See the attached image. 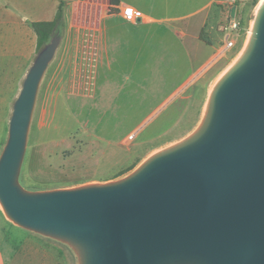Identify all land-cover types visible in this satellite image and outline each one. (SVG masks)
<instances>
[{
	"label": "water",
	"instance_id": "obj_1",
	"mask_svg": "<svg viewBox=\"0 0 264 264\" xmlns=\"http://www.w3.org/2000/svg\"><path fill=\"white\" fill-rule=\"evenodd\" d=\"M57 40L37 54L13 104L0 156L9 219L70 244L81 264H264V16L253 59L222 88L194 146L114 185L27 194L18 174Z\"/></svg>",
	"mask_w": 264,
	"mask_h": 264
},
{
	"label": "rangeland",
	"instance_id": "obj_2",
	"mask_svg": "<svg viewBox=\"0 0 264 264\" xmlns=\"http://www.w3.org/2000/svg\"><path fill=\"white\" fill-rule=\"evenodd\" d=\"M206 1L197 0V9ZM66 4L64 2V6ZM257 4V0L215 3L220 42L214 44H218L217 47L225 44V37L229 36L233 46L226 51L223 47L225 53L217 72L212 70L205 76L188 80L174 92L199 68L209 48H204L190 61L181 58L180 62L171 63L170 69H166V63L120 61L117 73L109 71L105 80L101 78L103 70L99 64L83 62L82 57L85 53H97L96 24L106 11L105 0H79L75 11L70 10L66 21L63 20L61 34L56 38L55 55L41 81L19 169V187L27 194H41L114 185L128 179L152 153L192 134L203 115L211 87L243 50ZM232 8H235L238 27L224 31ZM163 35L171 37V33ZM111 65L106 63L105 67ZM104 80L111 85L106 89L104 100L100 98L107 106H97ZM22 83L20 81L10 95L9 119ZM205 89H208L206 97ZM0 214L1 220L21 228L1 208ZM26 235L36 248L51 245L50 251L57 258H68L64 264H81L80 253L73 246L39 233L26 231ZM65 250L69 254L62 257ZM12 261V264L17 263Z\"/></svg>",
	"mask_w": 264,
	"mask_h": 264
},
{
	"label": "crops",
	"instance_id": "obj_3",
	"mask_svg": "<svg viewBox=\"0 0 264 264\" xmlns=\"http://www.w3.org/2000/svg\"><path fill=\"white\" fill-rule=\"evenodd\" d=\"M76 1H64L67 2L63 6L64 21L70 10L75 11L76 3H79V0ZM116 1L117 4L111 6L109 0H105L106 11L101 13L100 21L96 24V30L99 32L96 55L82 54L83 62L99 64V68L103 70L100 71L103 77L99 72V78H107L109 71L116 74L120 61L166 63V69H170L171 63H178L181 58L183 61H190L197 53L204 51V48L209 49L204 55L202 64L174 92L188 80L205 76L212 70L217 72V65L223 60L225 52L223 53L222 50L224 44L219 47L218 44H214L219 41L216 30L218 14L214 5L218 2L225 3L227 0H207L199 9H197V0ZM58 6V0H0V156L8 139L10 95L14 87L16 88L20 81H24L26 72L37 53V36L30 24L53 21ZM124 6L139 10L143 14V19L137 24L125 22L119 13V9ZM197 16H200L198 20ZM154 25L155 27L152 28ZM112 29L115 35L111 32ZM170 33L171 37L168 36ZM163 34L168 37H164ZM106 63H112L113 67L112 65L105 67ZM223 71L224 69L218 74ZM44 74L37 88L35 102ZM107 87H111L110 83L103 82L97 106H107L105 102L102 103ZM207 91L208 89H205V97ZM101 96L102 101H100ZM1 217L0 214V264H9V262L12 264L11 260L17 262L16 264H64V260H68V258H57V255L50 251V244L43 246L44 248H36L27 239L26 231L30 230L15 228L6 220H1ZM67 247L71 252L74 251L71 246ZM65 251L62 257H67L66 255L69 254V251Z\"/></svg>",
	"mask_w": 264,
	"mask_h": 264
},
{
	"label": "bare ground",
	"instance_id": "obj_4",
	"mask_svg": "<svg viewBox=\"0 0 264 264\" xmlns=\"http://www.w3.org/2000/svg\"><path fill=\"white\" fill-rule=\"evenodd\" d=\"M264 16V0H259L253 19L250 24L248 37L244 45L243 50L232 62V64L217 78L213 86L211 87L205 102L203 115L197 125V128L188 137L184 138L180 142L173 144L165 149L158 150L152 153L146 158L134 171L133 174H138L152 164L161 161L165 158L174 156L184 150H187L199 142L206 132L209 131L217 114L216 105L220 91L225 84L237 73L245 68L254 57L255 49L259 43V36L261 30L262 19ZM0 208L6 215L1 203ZM7 216V215H6ZM8 217V216H7ZM9 218V217H8Z\"/></svg>",
	"mask_w": 264,
	"mask_h": 264
},
{
	"label": "trees",
	"instance_id": "obj_5",
	"mask_svg": "<svg viewBox=\"0 0 264 264\" xmlns=\"http://www.w3.org/2000/svg\"><path fill=\"white\" fill-rule=\"evenodd\" d=\"M109 3L111 6H114L117 4V1L109 0ZM63 6L64 1H59L58 10L53 21H39L30 24L37 36V53L52 39L54 40L60 36L63 27Z\"/></svg>",
	"mask_w": 264,
	"mask_h": 264
},
{
	"label": "built area",
	"instance_id": "obj_6",
	"mask_svg": "<svg viewBox=\"0 0 264 264\" xmlns=\"http://www.w3.org/2000/svg\"><path fill=\"white\" fill-rule=\"evenodd\" d=\"M120 16L122 19L129 24H137L143 19V14L130 6H124L119 9ZM238 27V23L235 18H230L228 25H226L223 30L234 31ZM233 46V41L229 36L225 37L224 51L230 49ZM223 51V52H224Z\"/></svg>",
	"mask_w": 264,
	"mask_h": 264
}]
</instances>
